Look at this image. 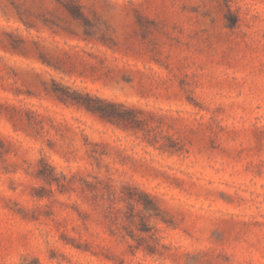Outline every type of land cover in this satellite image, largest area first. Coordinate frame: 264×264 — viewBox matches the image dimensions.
Here are the masks:
<instances>
[{
	"label": "clouds",
	"instance_id": "clouds-1",
	"mask_svg": "<svg viewBox=\"0 0 264 264\" xmlns=\"http://www.w3.org/2000/svg\"><path fill=\"white\" fill-rule=\"evenodd\" d=\"M71 3L0 0V264H264V0Z\"/></svg>",
	"mask_w": 264,
	"mask_h": 264
},
{
	"label": "rangeland",
	"instance_id": "rangeland-1",
	"mask_svg": "<svg viewBox=\"0 0 264 264\" xmlns=\"http://www.w3.org/2000/svg\"><path fill=\"white\" fill-rule=\"evenodd\" d=\"M70 6H75L74 0H72ZM0 29L4 30V32L0 34V48L10 49L15 53L12 59L13 62L19 65V71L14 72L13 76L19 79L25 75L24 79L25 83L28 85L29 93L34 89L35 95L33 97H23L25 103L39 107L43 102L45 106L52 108V104L47 100L41 101V99L36 98L40 95L47 96V93L43 92V80L50 82V78L52 77H55L57 80L61 79L52 68L39 59V45L42 49L47 46L46 42L50 40L48 33L44 32L38 35L34 29L30 30L27 28V25H23L16 20L10 23H5L0 20ZM62 82L72 88L81 91L86 90L88 92H95L99 87L88 81L76 78L67 79ZM4 99L3 96H0V101ZM13 99L14 97L12 96L7 97L9 101ZM216 207L226 213H235L238 211L237 209L226 207L224 204H218Z\"/></svg>",
	"mask_w": 264,
	"mask_h": 264
}]
</instances>
